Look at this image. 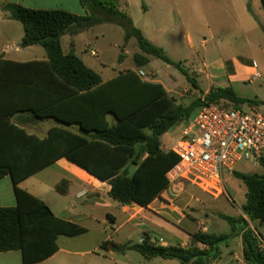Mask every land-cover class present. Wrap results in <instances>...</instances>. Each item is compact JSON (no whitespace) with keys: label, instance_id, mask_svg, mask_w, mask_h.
I'll use <instances>...</instances> for the list:
<instances>
[{"label":"trees","instance_id":"1","mask_svg":"<svg viewBox=\"0 0 264 264\" xmlns=\"http://www.w3.org/2000/svg\"><path fill=\"white\" fill-rule=\"evenodd\" d=\"M118 2L80 0L85 16L2 5L11 19L23 25L21 46L41 45L48 55L47 61L25 63L0 59V179L8 175L12 178L17 198L16 207L0 208V253L20 251L23 264L47 260L58 252L59 236L76 237L88 229L56 216L46 203L20 189L17 185L21 181L64 158L107 182L111 198L120 204L147 207L169 187L166 174L178 162L162 142L173 127L210 104L224 109L221 103L226 102L233 110L244 105L264 107V102L243 98L230 87L214 88L183 106L161 83L142 79L137 70L146 67L151 57L180 70L182 63L174 62L164 48L149 41L128 13L117 8ZM114 18L124 25L125 41L135 39L140 53L134 56L135 69L103 81L73 49L64 54L61 39ZM26 112L39 120L78 125L80 131L54 127L44 138L28 134L10 122L15 114ZM258 164L260 172H232L246 186L247 193L242 216L218 214L232 228L231 234L197 232L188 248L179 244L159 246L146 236L143 242L128 245L110 239L102 243V248L122 254L136 251L146 259L161 257L180 264H212L220 259L222 245L242 236L246 264H264L258 238H264V234L257 229L264 222V156Z\"/></svg>","mask_w":264,"mask_h":264},{"label":"crops","instance_id":"2","mask_svg":"<svg viewBox=\"0 0 264 264\" xmlns=\"http://www.w3.org/2000/svg\"><path fill=\"white\" fill-rule=\"evenodd\" d=\"M142 1L145 6L146 0ZM151 1L152 4L155 5L160 3V1L162 0ZM129 2V0H122L123 7L125 5H129ZM164 2L168 3L165 0ZM181 2V6L178 10V16L182 19L183 24L189 32H193L194 29L198 30V22L203 21V19L208 17V15H214L215 13L217 24L220 25L217 29L219 39L222 41L224 50L231 41L246 39V43L241 44L238 47V50L243 53L241 55L242 57L248 58L250 56H259L262 53L259 43L256 45H250L249 42L250 34H253V36L256 37L257 41L259 39L258 35L260 27L256 20L259 21L261 20V17L264 16V4L262 7V0H251V12L249 10L248 0H181ZM7 4H16L25 8L35 10H62L79 16L86 15V11L82 7L80 0H0V59L19 63L47 61L48 55L45 48L41 45H34L30 47L21 46L24 37V28L19 21L11 19L9 12L3 10L2 5ZM121 11L126 12V10ZM149 13V7L146 6L145 14ZM176 14L177 13H175L174 11H165L166 22H174ZM130 18L132 19L133 24H135L132 15L130 16ZM229 21L233 22V25L231 27L226 26ZM140 30L149 41L150 38L147 33L152 35L153 39L159 40L162 38L161 29L157 27L149 32L148 29L144 30V28ZM85 31L75 35L66 34L62 37L61 45L64 54H68L72 49L75 53V37L81 36ZM206 31L210 32L211 34H215L213 29L207 28ZM66 36H69L70 38V42L68 44L69 50L67 51H65L63 48V40ZM157 45L162 48L164 47L163 44ZM92 53H95V55H92ZM91 55L97 57L99 54L95 51H91ZM78 57L86 64V66L97 72L90 66V64L84 57ZM177 63L182 62L178 61ZM226 63L231 64L227 65ZM149 65L150 63L144 68H147ZM214 67L216 70L224 73V75L227 74V80L229 82L238 83L241 81L245 82L250 79L251 81L257 80L254 79V77L257 73H260L261 64H259L256 60H253L252 64L249 67H246L242 66L237 61H233V59L228 58V60L226 61H219L214 65ZM228 69H231L233 74L229 77ZM125 70L128 69L115 72V74H113L112 78H110L109 80L115 78L120 72ZM211 78L216 79V81L210 84L208 90H201L202 95L197 96L198 99L203 97V95L208 94L214 88L228 87L220 86V83L222 81H225V76H221L219 74L209 75L206 82H209ZM261 78H263V76ZM103 81L108 80L103 79ZM152 81L161 83L165 87L168 94L176 101L178 99L176 97L183 96L182 94H177L176 92H174L163 81L157 79ZM187 90H189V88H186L185 92ZM236 93L239 96L246 98L242 93ZM191 94L196 93L191 92ZM254 100L264 102V98L262 96H257V98H255ZM109 120L110 122H112V117H109ZM10 122L23 128L28 134L36 135L40 138L46 137L48 135V132L54 127H64L77 133L80 131L78 125L66 126L54 119L39 120L34 118L29 112L15 114L10 118ZM166 136H169L172 142L177 136L171 132L163 136V147L166 151H169L170 146H168L165 141ZM235 171L244 172L237 169H235ZM260 171L261 167L259 166V171L257 172ZM45 173L46 175H48V177L54 175L55 180L53 182H46L45 177H42L41 175ZM229 174H232V176L234 177L232 172H229ZM62 181H65L66 184L60 185ZM224 181L226 185L227 196L228 183H226V174H224ZM17 186L20 189L25 190L33 196L42 200L51 208L56 216L63 220H67L85 227L88 221L96 220L97 216L100 215L105 216L107 221L113 225L114 234L118 233V231L123 227H128L129 229L126 233L128 242L124 245L132 244V237L134 235L140 234V243L141 239L146 236L150 237L151 242L156 245H159V242L161 243L160 240L162 239L163 242H169V244H167L166 246H174L179 244L184 248H188L193 245L194 241L192 239V235L197 232L216 235L232 233V228L230 233H216V231H219L221 223L214 219V216L210 213L212 206L207 202H200L199 209H193L188 212L184 211V209H181L182 205L184 204V198H178L174 196L173 190L175 187H168L147 207L120 204L119 202L111 198V186L107 182L98 180L97 178L86 172L84 169L78 167L77 165L69 162L64 158L56 161L54 164L21 181ZM236 186L237 189L230 187V190L233 195L237 197L238 193L241 191V187L239 186V184H237ZM54 191L61 197H58L56 196V194L52 193ZM245 202L246 199L240 205H235V207L237 208V216L233 217H240L243 215L242 206L245 204ZM116 204L117 208L115 207ZM16 205L17 198L13 180L9 175L4 176L0 179V208H12L16 207ZM113 207L118 210L117 214H113L110 212V209H112ZM222 214L225 213L222 212ZM119 216L121 218H119ZM218 220L222 219L219 218ZM119 222L121 224L117 226ZM209 223L211 226H209ZM143 225L151 230L148 231L142 229L141 226ZM204 226L207 228L206 232H204L202 229ZM251 226L254 227L253 224H251ZM172 227L177 228L179 232H175ZM151 231L158 233V235H160L159 239L154 236ZM162 233H166V235L169 236H166ZM114 242L117 243L116 241ZM54 256L55 254L52 257ZM52 257L34 264H43L50 260ZM0 264H23L22 253L20 251L0 253ZM212 264H246L243 254L242 236H236L235 238H233L230 241L229 245H222L220 259L213 262Z\"/></svg>","mask_w":264,"mask_h":264},{"label":"rangeland","instance_id":"3","mask_svg":"<svg viewBox=\"0 0 264 264\" xmlns=\"http://www.w3.org/2000/svg\"><path fill=\"white\" fill-rule=\"evenodd\" d=\"M129 1V5L123 7L122 0H119L117 8L119 10H126L129 16L132 15L135 22L134 25L138 29H148V32L154 30L156 27L161 29L162 38L159 40L153 39V36L147 33L150 41L155 45L163 44V48L172 60L182 62L183 70H180L167 65L158 58L151 57L150 65L142 69L145 72L150 71L148 80L152 81L157 79L163 81L174 92L182 94L183 96L176 97L178 98V104L188 106L197 100V96L202 95L201 90H208L210 84L216 81V79L211 78L209 82H206L207 77L214 74L225 76V81H222L220 86H228L235 92L242 93L246 98L255 99L257 96L264 98V16L261 17V20H256L260 27L258 41L253 34L249 36L250 45L259 43L262 53L259 56H250L247 58L242 57L241 55L243 53L238 50L241 44L246 43V39L231 41L227 46L228 48L223 49L222 41L219 39L217 30L220 25L217 24L215 13L214 15H208L203 21H199L198 30L194 29L193 32H189L183 24L182 19L178 16V10L182 3L181 0H165L168 3L162 0L155 5L152 4L151 0H146L145 6L142 0ZM251 4V0H248V5L251 6ZM146 6L149 7V14H145ZM168 10L177 13L175 21L172 23L166 22L165 11ZM232 25L233 22L229 21L226 26L231 27ZM207 28L213 29L215 34L206 31ZM69 39V36H66L63 40V48L65 51L69 50ZM74 45L76 55L84 57L104 80H109L115 72L120 70L134 69V56L140 52L135 39H131L129 42L125 41L124 25L116 18L112 21H104L97 27L85 31L81 36L75 37ZM91 51H95L99 55L97 57L92 56ZM228 58L246 67H249L252 61L256 60L261 64L260 73L263 78L252 81L250 79L238 83L229 82L227 80V74L224 75V73L216 70L214 67L219 61H226ZM230 64L228 63L227 65ZM183 71L189 74L197 83L198 87H195L188 80V77ZM231 75H233L232 71L228 69V77ZM186 88H189V90L185 92ZM191 92L196 94H191ZM221 104L225 106L224 109L233 110L229 103L223 102ZM241 109L249 111L251 107L244 105ZM197 112L198 110L192 114L189 120L179 123L169 132L179 137L181 131L189 126ZM165 141L168 146H171L172 140L169 136L165 137ZM236 169L246 173H255L259 171V164L252 165L244 159L239 162ZM225 174L227 179L226 183H228L227 196L224 195L219 198H214L188 183H181L173 190L175 197L184 198V204L181 209H184L186 212L197 208L199 209L200 202L209 203L212 206L210 213L216 221L221 223L219 231H216L217 234L231 232L230 225L223 220H218L219 216L217 215L223 212L230 216H237V208L235 205H240L246 199L244 184L235 179L229 172H225ZM41 175L45 177L46 182H53L55 180L54 175L50 177L46 173ZM237 184L241 187V191H238L239 193L236 197L231 192L230 187L237 189ZM52 193L61 197L55 191ZM115 207L117 208V204ZM115 207L110 209V212L113 214L118 213ZM119 218L121 217L119 216ZM120 224L119 222L117 226ZM209 226H211L210 223ZM85 227L88 229V232L80 236H60L58 240L59 251L54 257L43 264H180L178 260H166L161 257L146 259L136 251H126V253L122 254L102 248V243L108 239L116 241L119 245H124L128 242L126 233L129 228L123 227L118 233L114 234V227L107 221L105 216L98 215L96 220L88 221ZM141 228L148 231L151 230L144 225ZM172 229L175 232H179L175 227H172ZM151 232L159 239L160 235L158 233ZM162 234L166 235V233ZM132 238V244L140 243L141 235L137 234ZM167 244H169L168 241L159 242L161 246H166Z\"/></svg>","mask_w":264,"mask_h":264},{"label":"built area","instance_id":"4","mask_svg":"<svg viewBox=\"0 0 264 264\" xmlns=\"http://www.w3.org/2000/svg\"><path fill=\"white\" fill-rule=\"evenodd\" d=\"M138 75L144 80L149 78V72L142 69ZM261 77L257 73L254 79ZM169 151L178 158L166 174L169 187L188 183L211 197L224 196L225 172H233L244 159L256 165L264 156V107L245 111L206 105L198 110L181 135L174 138ZM202 229L207 231L205 226ZM258 238L264 252V238Z\"/></svg>","mask_w":264,"mask_h":264},{"label":"water","instance_id":"5","mask_svg":"<svg viewBox=\"0 0 264 264\" xmlns=\"http://www.w3.org/2000/svg\"><path fill=\"white\" fill-rule=\"evenodd\" d=\"M257 229L260 230L262 232V234H264V222H260L257 225Z\"/></svg>","mask_w":264,"mask_h":264}]
</instances>
